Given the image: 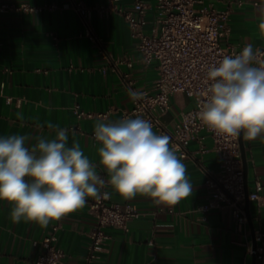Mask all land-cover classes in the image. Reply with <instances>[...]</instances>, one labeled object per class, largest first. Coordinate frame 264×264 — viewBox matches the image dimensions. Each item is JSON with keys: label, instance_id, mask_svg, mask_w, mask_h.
Segmentation results:
<instances>
[{"label": "crops", "instance_id": "crops-1", "mask_svg": "<svg viewBox=\"0 0 264 264\" xmlns=\"http://www.w3.org/2000/svg\"><path fill=\"white\" fill-rule=\"evenodd\" d=\"M5 1L40 10L0 16V137L27 135L26 146L32 147L36 138L52 139L57 127L65 128L68 146L78 142L107 183L109 176L98 156L102 145L92 137L98 120L78 121L73 108L113 110L111 118L117 119L132 104L126 83L152 92L158 77L156 64H143L138 41L121 15L98 11V6L108 0ZM136 1L118 3L131 9ZM141 1L149 6L145 32L151 35L157 25V0ZM74 2L93 9L92 26L103 43L101 48L85 36L86 24L75 11ZM206 3L220 9L233 7L231 41L237 48L251 44L256 51L264 46V29L258 26L264 0ZM194 105V100L183 94L173 96L163 122L172 129L180 115ZM242 139L249 192L255 191L257 182L262 186L259 202H250L251 219L255 233H264V133L249 140L242 130ZM203 145L207 151L201 153V145L191 143L187 158L173 149L193 184L192 194L174 206L157 204L140 194L125 199L107 184L110 202L136 206L142 216L130 222L127 232L108 230L111 240L99 260H88L89 234L95 225L90 209L94 198H86L84 208L50 222L46 228L23 219L13 222L11 205L0 201V264H35L42 249L33 241L50 235L56 236L58 246L65 251V264H254L250 249L255 238L249 223L238 225L230 209L200 210L207 201L204 171L217 174L220 170L211 138L205 137Z\"/></svg>", "mask_w": 264, "mask_h": 264}, {"label": "clouds", "instance_id": "clouds-1", "mask_svg": "<svg viewBox=\"0 0 264 264\" xmlns=\"http://www.w3.org/2000/svg\"><path fill=\"white\" fill-rule=\"evenodd\" d=\"M258 20L264 29V14ZM256 57L248 44L208 68L199 118L217 134L236 137L243 130L255 140L264 133V63L254 66ZM129 95L139 99L143 93L130 90ZM67 131L57 127L54 138L38 137L32 147L26 146L27 135L0 137V201L11 205L13 222L23 219L46 228L84 208L86 198H110L111 193H101L106 181L80 144L68 146ZM94 138L102 145L98 156L107 184L122 198L140 194L174 206L192 194L186 165L170 147L171 138L157 134L150 121H97Z\"/></svg>", "mask_w": 264, "mask_h": 264}, {"label": "built area", "instance_id": "built-area-1", "mask_svg": "<svg viewBox=\"0 0 264 264\" xmlns=\"http://www.w3.org/2000/svg\"><path fill=\"white\" fill-rule=\"evenodd\" d=\"M74 9L86 24L85 36L101 48L103 43L92 26L93 9L83 2H74ZM97 9L102 14L115 12L124 18L130 26L133 38L138 41L143 64L147 67L156 64L158 77L152 92L139 91L135 89L133 82L126 83L129 91L142 92L143 96L139 99L132 98L131 107L124 110L117 119L111 118L113 110L86 112L76 105L73 112L77 120L116 122L124 118L146 119L152 123L157 134H165L171 138L170 146L179 151L182 158H187L188 147L193 142L201 145V153L206 152L203 142L205 137H210L220 170L217 174L204 171L207 201L200 210L209 213L212 210L230 209L235 222L247 226V193L239 136L217 134L199 118V112L207 98L208 68L224 55L234 52L238 54L242 50L231 41L230 19L233 7L229 5L220 9L214 4H207L206 0H157V25L151 35L145 32L149 6L144 1L137 0L128 9L119 4L118 0H108ZM39 10L30 5L17 6L0 0V16ZM256 52L254 66H259L264 63V46ZM128 66L133 65L128 62ZM177 94L193 99L195 105L191 110L183 112L170 129L163 122V117L170 111L172 97ZM92 137L95 140L94 133ZM261 189V184L257 182L255 191L249 192L250 202H259ZM104 192H109L107 183L101 189V193ZM110 200L111 196L108 199H94L91 204L95 225L89 234V261L99 260L106 251L111 240L108 230L127 232L130 222L142 216L136 206L121 205ZM255 239L257 247L250 249V254L255 258V264H264V233L257 231ZM33 244L42 249L35 264H65L66 253L58 246L55 235L34 240Z\"/></svg>", "mask_w": 264, "mask_h": 264}, {"label": "water", "instance_id": "water-1", "mask_svg": "<svg viewBox=\"0 0 264 264\" xmlns=\"http://www.w3.org/2000/svg\"><path fill=\"white\" fill-rule=\"evenodd\" d=\"M239 143H240V149H241V156H242V161H243V168H244V174H245V186H246V193H247V200H246V206H245V212L247 214L248 217V221H249V225L251 227V230L254 234V238H255V230H254V225L251 219V214H250V201H249V189L247 186V164H246V156H245V150H244V144H243V139H242V131L241 134L239 135ZM257 247V243L254 239V247L253 249H256ZM254 264H255V258H254Z\"/></svg>", "mask_w": 264, "mask_h": 264}]
</instances>
